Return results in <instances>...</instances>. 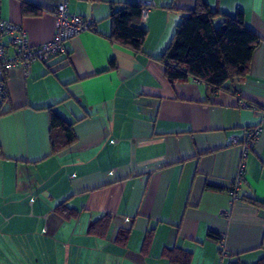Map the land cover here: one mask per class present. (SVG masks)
Instances as JSON below:
<instances>
[{
  "label": "crops",
  "instance_id": "obj_1",
  "mask_svg": "<svg viewBox=\"0 0 264 264\" xmlns=\"http://www.w3.org/2000/svg\"><path fill=\"white\" fill-rule=\"evenodd\" d=\"M197 1L70 0L95 30L34 62L29 75L10 69L0 104V264H178L172 251L189 253V264L264 258V131L244 161L238 199L230 190L242 148L227 143L262 119L264 0H205L213 11H243L262 39L250 73L215 93L193 78L171 81L160 59ZM0 2L2 18L23 26L31 44L54 38L61 0ZM127 3L148 8L138 54L110 38L112 15ZM50 109L76 135L56 154ZM61 206L76 215L65 218ZM106 215L105 235L90 232Z\"/></svg>",
  "mask_w": 264,
  "mask_h": 264
},
{
  "label": "trees",
  "instance_id": "obj_2",
  "mask_svg": "<svg viewBox=\"0 0 264 264\" xmlns=\"http://www.w3.org/2000/svg\"><path fill=\"white\" fill-rule=\"evenodd\" d=\"M34 8L25 4L24 11ZM142 10L141 4L127 3L121 4L112 15L111 40L137 54L143 52L148 36L141 19ZM218 16L223 17V22L216 27ZM261 42V37L247 27L243 11L231 16L213 11L205 0H198L193 9L183 10V19L160 59L166 64V75L171 81L193 78L215 93L225 89L227 81L245 78L250 73L254 52ZM112 65L115 67L114 63ZM50 115L51 150L56 154L73 145L76 135L71 123L52 109ZM251 201L258 204L256 200ZM60 213L65 218L76 215V211L65 206L60 207ZM110 223L111 217L103 216L92 223L90 232L105 235ZM127 236L128 231H121L118 242L124 244ZM168 254L175 263H190L187 252ZM256 264H264V258Z\"/></svg>",
  "mask_w": 264,
  "mask_h": 264
},
{
  "label": "built area",
  "instance_id": "obj_3",
  "mask_svg": "<svg viewBox=\"0 0 264 264\" xmlns=\"http://www.w3.org/2000/svg\"><path fill=\"white\" fill-rule=\"evenodd\" d=\"M69 1L70 0H61L56 8V29L54 38L40 45H33L30 43L28 32L23 26L4 20L1 16L0 7V104L8 100V73L10 69L22 66L24 73L29 75L31 66L34 62H47L57 55L66 53V42L68 40L84 31L95 30L96 21L93 18H86L70 12L68 8ZM121 8H123V6H121ZM147 18L148 8L143 5L141 15L142 22L145 23ZM10 48H12L11 52H9ZM262 131H264V107L262 119L258 125L246 129L243 137L232 134L227 139L228 144H237L242 148L243 160L240 163L237 176L232 180L230 190L234 199L239 198L240 189L245 179L244 161L254 148ZM222 252H224V248Z\"/></svg>",
  "mask_w": 264,
  "mask_h": 264
},
{
  "label": "rangeland",
  "instance_id": "obj_4",
  "mask_svg": "<svg viewBox=\"0 0 264 264\" xmlns=\"http://www.w3.org/2000/svg\"><path fill=\"white\" fill-rule=\"evenodd\" d=\"M215 26L218 27L219 26V23L218 21L215 22Z\"/></svg>",
  "mask_w": 264,
  "mask_h": 264
}]
</instances>
